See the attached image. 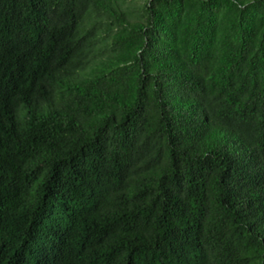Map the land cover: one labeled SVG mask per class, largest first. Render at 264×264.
<instances>
[{
	"label": "trees",
	"instance_id": "trees-1",
	"mask_svg": "<svg viewBox=\"0 0 264 264\" xmlns=\"http://www.w3.org/2000/svg\"><path fill=\"white\" fill-rule=\"evenodd\" d=\"M127 1L0 0V264H264V0Z\"/></svg>",
	"mask_w": 264,
	"mask_h": 264
},
{
	"label": "rangeland",
	"instance_id": "rangeland-1",
	"mask_svg": "<svg viewBox=\"0 0 264 264\" xmlns=\"http://www.w3.org/2000/svg\"><path fill=\"white\" fill-rule=\"evenodd\" d=\"M147 0H128L126 6L130 9L133 14L134 18H137L140 14L142 7L145 5ZM135 21V20H134Z\"/></svg>",
	"mask_w": 264,
	"mask_h": 264
}]
</instances>
